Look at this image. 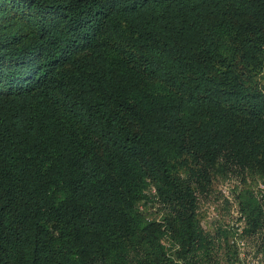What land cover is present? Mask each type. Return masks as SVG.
Returning <instances> with one entry per match:
<instances>
[{
  "label": "trees",
  "instance_id": "trees-1",
  "mask_svg": "<svg viewBox=\"0 0 264 264\" xmlns=\"http://www.w3.org/2000/svg\"><path fill=\"white\" fill-rule=\"evenodd\" d=\"M236 223L264 264V0H0V264H243Z\"/></svg>",
  "mask_w": 264,
  "mask_h": 264
},
{
  "label": "rangeland",
  "instance_id": "rangeland-1",
  "mask_svg": "<svg viewBox=\"0 0 264 264\" xmlns=\"http://www.w3.org/2000/svg\"><path fill=\"white\" fill-rule=\"evenodd\" d=\"M219 189L225 192V197H230L229 202L223 201L221 197L218 201L213 198H206L201 201L203 222L205 225H212L215 220L221 221L225 226L232 225V221H236L238 217V208L236 199L234 196V190L238 188V183L236 180H229L220 183ZM254 186V185H253ZM220 196V194H217ZM208 199V200H207ZM227 199V198H226ZM250 255H253L252 253Z\"/></svg>",
  "mask_w": 264,
  "mask_h": 264
},
{
  "label": "built area",
  "instance_id": "built-area-1",
  "mask_svg": "<svg viewBox=\"0 0 264 264\" xmlns=\"http://www.w3.org/2000/svg\"><path fill=\"white\" fill-rule=\"evenodd\" d=\"M235 225L238 229L232 241L239 247L240 258L242 259L243 264H263V261L259 256L248 254L247 241L241 235L243 227L240 226L239 223H236Z\"/></svg>",
  "mask_w": 264,
  "mask_h": 264
}]
</instances>
